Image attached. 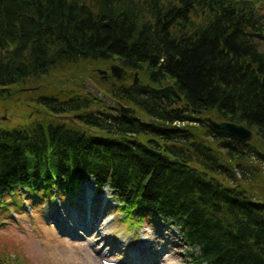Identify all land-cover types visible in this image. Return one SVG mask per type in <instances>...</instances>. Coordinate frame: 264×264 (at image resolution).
Segmentation results:
<instances>
[{"label":"trees","instance_id":"16d2710c","mask_svg":"<svg viewBox=\"0 0 264 264\" xmlns=\"http://www.w3.org/2000/svg\"><path fill=\"white\" fill-rule=\"evenodd\" d=\"M112 65L140 83L97 73ZM75 78L108 102L65 87ZM147 85H171L181 101ZM0 88L44 116L0 126V215L27 197L75 195L88 180L113 192L132 225L149 212L175 223L186 264H264L257 0H0ZM65 114L73 122L58 121ZM208 118L254 138L243 144Z\"/></svg>","mask_w":264,"mask_h":264},{"label":"rangeland","instance_id":"374dc122","mask_svg":"<svg viewBox=\"0 0 264 264\" xmlns=\"http://www.w3.org/2000/svg\"><path fill=\"white\" fill-rule=\"evenodd\" d=\"M257 1L264 10V0ZM90 82L88 79L75 78L66 82L65 87L76 88L77 91H74L82 94L102 93ZM81 86L85 91L81 90ZM2 96L5 101L3 107L0 103V118L5 116L6 119L0 120V126L10 127L30 121L32 118L38 120L44 118L37 113L43 110L37 108L26 110L17 95L4 93ZM97 99L104 100L101 97ZM118 105L122 106L120 103ZM126 113L130 114V111ZM261 169L263 170L262 167ZM83 193L87 195L86 204L90 208L96 199L101 203L96 213L93 208L90 210L96 220L94 226L90 228L89 235L69 221L72 218L69 215L76 210V207H70V204L77 202ZM255 193L260 191L255 190ZM111 194L103 190L97 195L93 184L84 182L76 196L70 200L59 199L58 203L55 196L48 193L40 195L36 200L16 201L17 209L0 215V256L6 260V264H102L101 258L115 261L117 264H133L135 261L133 256L137 248L141 247L144 249L143 258L148 264H186L188 258L186 254L190 251L180 241L177 228L170 230L168 225L157 219L144 220L141 226L128 231L124 220L116 211L117 204L112 201ZM106 204H109L112 210H106L102 214ZM26 207L31 211H25ZM80 221L85 222V217L83 216ZM160 226L165 234L163 236L159 233L155 235L153 231L155 227ZM98 234L103 235L105 239L101 241ZM141 240H144L142 246ZM141 264L145 263L141 261Z\"/></svg>","mask_w":264,"mask_h":264},{"label":"bare ground","instance_id":"6f19581e","mask_svg":"<svg viewBox=\"0 0 264 264\" xmlns=\"http://www.w3.org/2000/svg\"><path fill=\"white\" fill-rule=\"evenodd\" d=\"M114 66H117V65H114ZM110 67V66H109ZM117 67H119V66H117ZM120 69H122L124 72H125V75H123L122 76V78L121 79H116L112 74H111V71H110V68H108V71H106V70H100V69H98L97 70V73L98 74H100V75H102V76H107L108 74L109 75H111L113 78H115L116 80H119V81H133V83L134 84H139L140 83V80H139V78H138V73H128L125 69H123V68H121V67H119ZM129 74V75H128ZM132 76L133 77V79L132 78H130V77H128V76ZM147 87L149 88V90L152 92V93H154L153 92V89H162V88H164V87H172L173 88V86H171V85H167V86H163V87H152V86H149V85H147ZM174 89V88H173ZM175 91V90H174ZM176 92V91H175ZM154 94H156V93H154ZM177 94V93H176ZM156 95H158V94H156ZM178 95V94H177ZM95 97H96V99L98 98V97H101V98H103L104 100V102H108V101H106L107 100V98H106V96H104L103 95V93H100V92H96L95 93V95H94ZM158 96H160V95H158ZM179 96V95H178ZM161 98H163L162 96H160ZM163 99H165V98H163ZM166 100V99H165ZM168 101H170V100H168ZM172 102V101H171ZM173 103V102H172ZM130 111H131V109H129ZM134 113V112H133ZM65 115H68V116H70V122H73V120H74V118H73V116H74V114H65ZM208 119H210V120H212L213 121V123H215V124H220V123H230V122H224V121H219V120H215V119H211V118H208ZM208 119H207V122H208ZM208 124H209V122H208ZM210 125V127L211 128H213V129H215V130H218V129H216V128H214L211 124H209ZM230 136V135H229ZM232 137V136H231ZM234 138V137H233ZM253 138H254V135H253V133H252V139H251V141L253 140ZM236 139V138H235ZM238 140V139H237ZM239 141V140H238ZM250 141V142H251ZM255 195H258L259 196V199L262 201V199L263 198H261V194L260 193H256ZM86 201H87V195L85 194V193H83V194H81V196H80V198H79V200L77 201V202H72L71 203V207H76V210H75V212H73V214H70L69 215V217L71 216L72 218H70L69 219V221L72 223V225L74 224V226H76V228H80L81 230H83V231H85L86 233H87V235H89L90 234V228L91 227H93L94 226V223H95V221L94 220H96L94 217H92V215H91V213H90V210L93 208V210H95V212L94 213H96V211H98V207H99V205L101 204L100 203V201H98V199H96V201L94 202V204H93V206L90 208V206H87V204H86ZM264 203V202H263ZM109 207V204H106L104 207H103V212H102V214L103 213H105V211L106 210H110L111 208L109 207V209H108V207ZM261 206H264L263 204H261ZM88 210V211H87ZM101 214V215H102ZM85 217V219H86V221L84 222V221H80L81 220V218L82 217ZM159 220L160 221V219L157 217V216H155V215H153L152 214V212H149V216L147 217V218H145V220H152V221H154V220ZM163 222V221H162ZM155 224L157 223V222H154ZM165 225H168L169 227H171V228H179L175 223H168V222H163ZM153 231L155 232V235L157 234V233H159V235H161V236H163V235H165L164 233H163V228L160 226V227H155L154 229H153ZM97 233H99V231L97 232ZM81 234V233H80ZM99 235V234H98ZM99 237H100V240L102 241V240H104L105 238H104V236L103 235H99ZM140 244H141V246L144 244V240H141V242H140ZM111 246V245H110ZM138 250H137V252L135 253V256H133L134 258H135V261L133 262V264H141V261H142V263H145V264H148V262H147V260L145 259V258H143L144 256V254H143V252H144V249L143 248H141V247H138L137 248Z\"/></svg>","mask_w":264,"mask_h":264},{"label":"water","instance_id":"95a60500","mask_svg":"<svg viewBox=\"0 0 264 264\" xmlns=\"http://www.w3.org/2000/svg\"><path fill=\"white\" fill-rule=\"evenodd\" d=\"M110 71H111V74L116 79H121L122 76L125 75V72L117 66H111ZM153 92L162 96L166 100L172 101L173 103H178L181 101V98L176 94V92L174 91V89L172 87H164L162 89H153ZM120 111L122 114H124L129 110L125 107H120ZM4 119L5 118H2V120H4ZM208 122L214 128L226 132L228 135L238 139L239 142H241V143H248L252 139L251 131L242 125H237V124H233V123L215 124L210 119H208Z\"/></svg>","mask_w":264,"mask_h":264},{"label":"flooded vegetation","instance_id":"af4514ba","mask_svg":"<svg viewBox=\"0 0 264 264\" xmlns=\"http://www.w3.org/2000/svg\"><path fill=\"white\" fill-rule=\"evenodd\" d=\"M5 90V89H4ZM4 92H6V91H1L0 92V100H4L5 101V99H4V97L2 96L3 95V93ZM22 106L27 110V109H32V107H28V106H31V105H27V104H25V103H22ZM38 109V108H37ZM37 113L39 114H41V112H39V111H37ZM31 116V114L29 115V117ZM60 116H63V115H60ZM60 116H57L56 115V118L58 119V121H63V122H70L71 120H70V116H68V115H66V116H63V117H60Z\"/></svg>","mask_w":264,"mask_h":264}]
</instances>
